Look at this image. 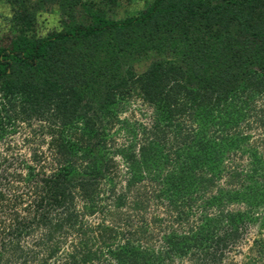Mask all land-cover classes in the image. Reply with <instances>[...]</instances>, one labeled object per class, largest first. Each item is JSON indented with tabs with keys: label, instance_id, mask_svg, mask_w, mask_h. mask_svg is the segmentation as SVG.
<instances>
[{
	"label": "trees",
	"instance_id": "16d2710c",
	"mask_svg": "<svg viewBox=\"0 0 264 264\" xmlns=\"http://www.w3.org/2000/svg\"><path fill=\"white\" fill-rule=\"evenodd\" d=\"M3 1L0 264H225L253 228L264 264V0H44L45 37L34 0ZM134 96L148 124L120 116ZM19 124L41 137L21 158Z\"/></svg>",
	"mask_w": 264,
	"mask_h": 264
},
{
	"label": "rangeland",
	"instance_id": "374dc122",
	"mask_svg": "<svg viewBox=\"0 0 264 264\" xmlns=\"http://www.w3.org/2000/svg\"><path fill=\"white\" fill-rule=\"evenodd\" d=\"M152 0H120L119 4L114 10H110L109 15L111 17L123 18L126 16H132L138 14L147 6H149ZM34 10L37 11V25L36 34L40 37H45L52 32H56L62 29V23L64 17L60 14L59 9L55 6L52 8H47L44 0H34L31 3ZM17 34V26L12 21V12L8 3L0 0V46L6 43L12 36ZM5 39V40H4ZM156 54H151L148 58L135 62L134 69L138 73L144 72L147 67L154 61L160 59ZM124 113L120 114L123 119H129L132 122L148 124L152 116V109L139 97L134 96L129 100L125 106ZM38 123L35 122L34 127L38 128ZM118 128V126H117ZM16 133L9 135L6 142L14 148L12 154L13 156H26L29 152V148L32 147L35 142L38 144L41 137H35L36 141L30 145L26 143L25 138L33 139V131L30 127L19 124L16 129ZM35 130V129H34ZM119 142H122L121 137L118 138ZM19 157V158H21ZM122 168V166H121ZM120 168V170H122ZM123 171V170H122ZM151 210H147L146 218L150 219L152 216L164 215L165 210H154L153 205H150ZM258 237L257 229L253 228L249 233V236L240 246V254L232 253L226 260L225 264H245L246 257L250 253V248L252 246L253 240ZM179 261V260H178ZM175 264H191L189 261L175 262Z\"/></svg>",
	"mask_w": 264,
	"mask_h": 264
}]
</instances>
